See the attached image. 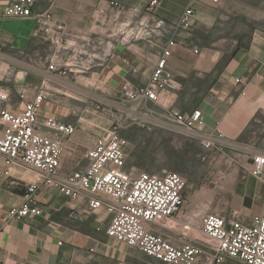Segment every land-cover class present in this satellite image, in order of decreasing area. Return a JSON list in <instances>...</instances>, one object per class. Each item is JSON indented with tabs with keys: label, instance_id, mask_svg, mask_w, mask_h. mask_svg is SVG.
I'll use <instances>...</instances> for the list:
<instances>
[{
	"label": "crops",
	"instance_id": "obj_1",
	"mask_svg": "<svg viewBox=\"0 0 264 264\" xmlns=\"http://www.w3.org/2000/svg\"><path fill=\"white\" fill-rule=\"evenodd\" d=\"M14 1L0 0V8ZM158 1L36 0L34 14L51 11L63 49L45 33L36 34L40 23L33 17L0 18V79H14L7 83L11 101L0 102V110L20 111L22 94L32 99L41 90L58 92L50 84H60L61 79H99L94 90L102 102L121 99L124 85L141 86L153 71L158 51L155 29L163 21L175 22L192 6L195 27L179 33L169 59V68L178 75L181 88L167 92L153 106L158 111L201 108L206 130L221 128L226 133L225 159L215 168L225 162L230 181L226 198L212 195L210 207L202 210L197 197L177 219L162 222L158 230L176 239L185 228L182 221L198 226L209 208L244 220L264 216V176L256 177L241 167L248 160L247 149L264 152V132L259 131L264 127V0H221L219 9L211 7L212 0ZM123 26L131 27L127 36ZM195 47L199 53L194 52ZM151 48L155 52L147 60L142 52ZM54 58L58 66L51 69ZM237 78L246 86L244 96L239 93ZM52 94L40 111L41 122L55 117L78 123L70 137L42 126L44 133L61 140L62 170L70 173L85 166L86 151L111 120L105 115L97 125L84 117L75 120L73 116L81 111L75 110L68 97L55 100ZM182 139L199 146L203 159L206 151L199 142ZM4 167L0 155V169ZM37 177L35 171L23 166H15L9 178L0 177V264H160L110 237L107 229L112 215L104 208L91 212L85 195L70 199L57 188L46 186L38 195V215L9 218L10 208L23 202V184ZM12 181L20 184L12 185ZM226 264L244 263L228 258Z\"/></svg>",
	"mask_w": 264,
	"mask_h": 264
},
{
	"label": "built area",
	"instance_id": "obj_2",
	"mask_svg": "<svg viewBox=\"0 0 264 264\" xmlns=\"http://www.w3.org/2000/svg\"><path fill=\"white\" fill-rule=\"evenodd\" d=\"M35 2L16 0L6 4L0 8V18L33 17L40 23L36 34L45 33L49 41L63 49L65 44L55 28L57 22L53 14L51 11L34 14ZM158 2L153 0L152 4ZM221 3V0H212L211 7L219 9ZM195 24V11L188 6L175 22L163 21L155 29L157 60L148 81L138 87L127 83L121 99L111 104H98L97 108L111 118V123L86 151V164L82 168L63 172V144L42 130L45 126L70 137L78 129L77 122L65 123L55 117H46L41 122L40 111L45 107L48 91L41 90L32 99L22 94L24 105L20 111L0 110V155L5 164L0 169V177L9 178L15 166L38 174L36 180L23 184V202L10 208L9 218L38 215L40 191L46 186L55 187L70 199L85 195L93 213L106 209L112 215L108 235L143 251L160 264H226L228 258L244 264H264V216L255 215L244 220L238 216L229 217L218 208L206 210L198 226L182 221L185 228L175 239L160 232L158 226L169 219H177L187 207V177L174 170H165L162 174L147 171L133 174L126 170L127 142L121 132L127 128L129 119L139 127L157 126L181 138L196 140L206 151L203 160L212 167L225 159L226 133L221 128L206 130L201 108L158 111L153 106L159 104L167 92H177L181 88L178 75L169 68V59L178 44L179 33L192 30ZM194 52L199 53L198 47ZM56 66L58 61L54 58L50 68ZM8 82L10 79H0L2 103L11 101ZM236 83L241 84L240 95H246L243 81L237 78ZM259 131L264 132V127ZM246 155L248 160L241 165L243 170L263 177L264 152L247 149ZM11 184L20 183L12 181Z\"/></svg>",
	"mask_w": 264,
	"mask_h": 264
},
{
	"label": "rangeland",
	"instance_id": "obj_3",
	"mask_svg": "<svg viewBox=\"0 0 264 264\" xmlns=\"http://www.w3.org/2000/svg\"><path fill=\"white\" fill-rule=\"evenodd\" d=\"M130 28L123 26L124 36H127ZM129 36V38L132 37V35ZM139 38L141 37L137 36V39ZM137 51L140 52L139 49ZM154 52L155 48H151L142 54L148 60V57H153L152 53ZM13 80L10 79L8 83H12ZM58 81L60 84L52 83L50 85L59 91H50L49 94L53 93L55 100L59 97H68L75 110L81 111L73 116L75 120L84 117L97 125L101 119L100 116H107L97 108L98 104L102 102L94 90L99 85V79H61ZM107 117L111 120L109 116ZM126 124L128 126L122 130L121 135L127 142V171L133 174L142 171L162 174L165 170L181 172L188 179V188L185 193L187 205L198 197L197 202L202 210L210 207L209 201L212 195L215 199L227 197L226 184L230 180L226 175L227 164L225 162L216 168L212 167L202 159L200 155L202 150L199 146L184 141L164 128L139 127L133 123L132 119L126 121ZM95 129L100 131L99 127Z\"/></svg>",
	"mask_w": 264,
	"mask_h": 264
}]
</instances>
